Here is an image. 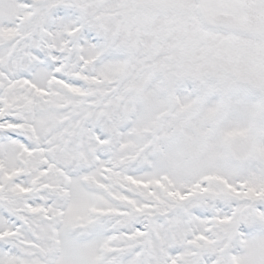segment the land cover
<instances>
[{
	"label": "snow or ice",
	"instance_id": "snow-or-ice-1",
	"mask_svg": "<svg viewBox=\"0 0 264 264\" xmlns=\"http://www.w3.org/2000/svg\"><path fill=\"white\" fill-rule=\"evenodd\" d=\"M0 264H264V0H0Z\"/></svg>",
	"mask_w": 264,
	"mask_h": 264
}]
</instances>
